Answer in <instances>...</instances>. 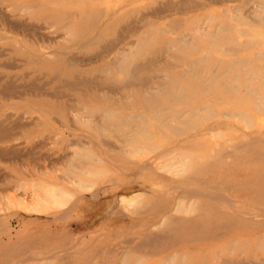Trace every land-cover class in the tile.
<instances>
[{"label": "rangeland", "instance_id": "374dc122", "mask_svg": "<svg viewBox=\"0 0 264 264\" xmlns=\"http://www.w3.org/2000/svg\"><path fill=\"white\" fill-rule=\"evenodd\" d=\"M28 1L35 6L27 8ZM44 1L0 0V100L5 102L0 103V120L7 122L11 133L18 131L10 142H0V241L8 242L5 264H133L136 260L138 264H264V0H135L133 15L103 41L69 50L73 54L69 60L50 57L52 61L40 67L29 50L48 51L57 43H68L62 39L63 27L34 19ZM65 5L76 16L90 18L86 0H65ZM66 19L72 35L85 28L75 16ZM130 38L135 41L134 57L120 60L118 70L107 72L104 80L106 85L112 83L105 92L120 102L118 117L106 116L104 122V114L95 112L77 120L75 111L71 114L69 108L55 105L49 109L62 135L43 136L46 124L36 116L45 108L21 105L18 95L36 92L33 96L48 105L69 99L67 82L44 71L63 76L67 68H96L107 63L108 50L126 45ZM133 64L137 67L130 84L127 70ZM2 93H7L5 99ZM127 115L132 117L122 122ZM78 133L91 134L98 145H90V139ZM150 133L169 141L163 154L161 147L143 146ZM121 136L130 140L122 141ZM173 138L181 151L170 142ZM88 151L99 156L92 161L94 169L79 174L69 185L64 171L74 167L68 164H74L76 156L87 160ZM125 155L152 160L136 173L123 162ZM177 172L179 181H175ZM50 182L62 183L67 193L43 197L40 189L50 187Z\"/></svg>", "mask_w": 264, "mask_h": 264}, {"label": "bare ground", "instance_id": "6f19581e", "mask_svg": "<svg viewBox=\"0 0 264 264\" xmlns=\"http://www.w3.org/2000/svg\"><path fill=\"white\" fill-rule=\"evenodd\" d=\"M83 1V0H82ZM88 3H89V7L87 8V9H89V11H90V18H85V17H83V15H82V13L79 15V16H76L75 14H74V12L72 11V9L70 8V5H65V0H57V1H55V0H45L44 1V3H43V5H42V7H38V12L37 13H35V14H33V17H34V19H36V20H42V21H44L45 23H47V24H50V25H52V24H57L58 26H59V28L60 27H63V29H64V31L66 30V32L62 35V39H67L68 40V43L66 44H64V45H60V44H56V45H53V47L52 48H50V50H48V51H43V50H40V49H38V50H34V49H31V50H29V53H30V56L31 57H33V58H37L38 59V63H39V65H40V67L44 64V63H47V62H51L52 60H51V58L53 57V56H55V55H58V56H63V58L62 59H64V57H67L66 59H68V57L69 56H72L73 54L71 53L70 54V52L71 51H69V50H71V49H73V48H77V46H85V45H88V44H96V43H99V42H101V40L103 41L105 38H106V36H108L110 33H112V32H115L116 31V29H118V24L119 23H121V21L122 20H124V19H127L128 18V20H129V17L130 16H132L133 15V13L136 11V9H137V7L135 6V0H127L124 4H123V2H121L120 0L118 1V0H86ZM182 1V0H181ZM180 1V2H181ZM186 1V0H185ZM190 1V0H189ZM39 2V1H38ZM42 2V1H41ZM165 2H166V0H165ZM169 3V2H168ZM195 3V2H194ZM210 3V2H209ZM35 2H31V1H28V3H27V5H26V7L27 8H30V7H33V6H35ZM180 4H182V3H180ZM197 5V4H196ZM205 5V4H204ZM165 6V5H164ZM199 6V5H198ZM257 6H258V2H257ZM155 7V6H154ZM153 7V8H154ZM158 7V6H157ZM161 7V6H160ZM166 7V6H165ZM13 8V7H12ZM83 8H85V7H83ZM167 8V7H166ZM177 8V7H176ZM86 9V8H85ZM163 9V8H162ZM171 9H172V7H171ZM23 10V9H22ZM84 10V9H83ZM150 10H151V8H150ZM149 10V11H150ZM261 10V9H260ZM148 11V12H149ZM152 11V10H151ZM161 12V11H160ZM164 12V11H163ZM178 12V11H177ZM145 13V12H144ZM149 14V13H148ZM151 14V13H150ZM149 14V15H150ZM145 15V14H144ZM144 15H143V18H145L144 17ZM152 15V14H151ZM73 16H75L76 17V20H77V22H79V23H81V24H84L85 25V28H83V30L82 31H76L73 35L72 34H70L69 33V29H71V22L69 21V20H67L66 18L67 17H73ZM4 17H6V16H4ZM32 17V18H33ZM153 17V16H152ZM7 19V18H6ZM142 19V18H141ZM170 19V18H169ZM175 20V19H174ZM6 21V20H5ZM9 21V20H8ZM141 21V20H140ZM198 21V20H197ZM7 22V21H6ZM12 22V21H11ZM142 22V21H141ZM13 23H14V21H13ZM142 23H145V22H142ZM127 24V23H126ZM130 24L131 23H129V21H128V24L126 25V28L128 29L129 27L131 28V26H130ZM168 24V23H167ZM166 24V25H167ZM11 25V24H10ZM15 25V24H14ZM174 25H176V24H174ZM182 25V24H181ZM33 26H35V25H33ZM49 26V25H48ZM121 26L122 25H120V28H121ZM135 26V25H134ZM137 26H138V24H137ZM141 26H142V24H141ZM140 26V27H141ZM40 27V26H39ZM125 27V26H124ZM133 27V26H132ZM1 28V27H0ZM150 28V27H149ZM27 29H28V27H27ZM138 29V28H137ZM176 29V28H175ZM205 29V28H204ZM6 30V29H5ZM68 30V31H67ZM132 30V29H131ZM196 30V29H195ZM8 31V30H7ZM24 31V30H23ZM123 31V30H122ZM127 32H129V30L127 31ZM132 32V31H131ZM135 32V31H134ZM134 32L133 33H131V34H134ZM35 34V33H34ZM37 34V33H36ZM142 34V33H141ZM117 36V35H116ZM151 36V35H150ZM183 36V35H182ZM188 36V35H187ZM31 37V36H30ZM126 37H128V35L126 36ZM119 38V37H118ZM117 38V39H118ZM150 38V37H149ZM39 39V38H38ZM122 39V38H121ZM108 40V39H107ZM187 40V39H186ZM29 41V40H28ZM109 41V40H108ZM148 41H150L149 39H148ZM35 43V42H34ZM126 43V45H124V46H117V47H110V48H112L111 50H108L107 51V58H108V60H107V63H105V64H100L99 66H97L96 68L95 67H78V68H74V69H71V70H69L68 68L67 69H65V71H64V74H63V76H60L59 74H55V73H50L49 74V72H47V71H44V73H46L47 75H50V76H52L53 78H57V79H60L61 81H63V83L64 82H67L66 84H67V86L70 88V91H69V99L71 98V102H69V99H63L62 101H56V102H50L49 104H52V105H48V104H46V103H44L43 102V100L41 99V98H38V97H36V96H33V95H35V94H37L36 92H34V93H31V94H29L28 96H23V95H18V97H21L22 98V101H20V103L19 104H21V105H27V104H32V105H37L38 107H43V108H45V112H43L42 114H40V115H38V117L36 116V119L39 121V123H40V121H42V122H44L45 124H46V127H47V129H46V134H44L43 136H45L47 139H52L53 137H56V135L59 137L60 135H62V131H60V127H58L56 124H54V121H53V119L55 118V117H53L52 116V111L53 110H50L49 109V107H58V108H60V107H63L64 109H66V108H69L70 109V111H72L71 112V114L75 111V113H73L72 115L73 116H76V119L77 120H81L82 118H84V117H89V116H92V114L93 113H95V112H101V113H103L104 115H103V118H102V121H104V122H106L107 120H106V116H108V118L107 119H110V117L111 116H113L114 118L117 116V114H116V112H118V106H119V104H120V102L118 101V97L116 96H112V95H109V94H107L106 92H105V89H104V87H106V88H108L107 87V85L109 84V85H111L110 83H107V85H106V82H104V80H105V78H106V74H107V72L109 73L110 71H114V70H118V68H117V65L119 64V62H120V60L121 61H123V60H126L127 58H129V59H131L132 60V58L134 57V55H135V50H134V48H133V45H135V41H134V39L132 40L131 38L127 41V42H125ZM137 43V42H136ZM181 43V42H180ZM109 44V43H108ZM108 44H105V46L106 45H108ZM147 44V43H146ZM2 46V45H1ZM40 46V45H39ZM103 46V45H102ZM137 46V45H136ZM18 47V46H17ZM41 47V46H40ZM45 47H49L48 45L47 46H45ZM44 47V48H45ZM108 47V46H107ZM20 48V47H19ZM109 48V47H108ZM2 49V48H1ZM43 49V48H42ZM107 49V48H106ZM137 49H139V48H137ZM223 49V48H222ZM3 50V49H2ZM46 50V49H45ZM100 50H102L101 48H100ZM104 50H105V48H104ZM103 50V51H104ZM76 51V50H75ZM73 52V51H72ZM0 53H1V51H0ZM74 53V52H73ZM96 53V52H95ZM102 53V52H101ZM100 53V54H101ZM75 54V53H74ZM75 56H76V54H75ZM89 56V55H88ZM87 56V57H88ZM104 55H102L101 57H103ZM51 57V58H50ZM90 58H91V56H89ZM70 58H72V57H70ZM69 58V59H70ZM76 57H74L73 58V61H74V59H75ZM77 58H78V56H77ZM97 58V57H96ZM68 59V60H69ZM93 59V58H92ZM123 59V60H122ZM80 60V59H79ZM158 61V60H157ZM7 62V61H6ZM70 62V61H69ZM78 62H80V61H78ZM124 62V61H123ZM145 62V61H144ZM154 62V61H153ZM66 63H67V60H66ZM146 63H147V61H146ZM1 64H2V62H1ZM0 64V65H1ZM7 64V63H6ZM67 64H69V63H67ZM84 64H87V63H85V62H83V65ZM143 64V63H142ZM145 64V63H144ZM36 65V64H35ZM66 65V64H65ZM80 65V64H79ZM82 65V64H81ZM137 65V64H136ZM140 64H138V66H139ZM147 65V64H146ZM11 67V66H10ZM136 67L137 66H135L134 64L133 65H131V68L129 69V70H127V75H128V79H127V81H129L128 83H130L131 84V82H133L134 83V81H131L130 82V79H131V77H133L134 76V73H135V71H136ZM145 67H147V66H145ZM66 68V67H65ZM41 69V68H40ZM97 71V72H94V71ZM124 71V70H123ZM94 73V74H93ZM24 74V73H23ZM25 75V74H24ZM87 75L89 76V78H87ZM3 76V75H2ZM1 76V77H2ZM51 77V78H52ZM114 77V76H113ZM152 77H154V76H152ZM52 78V79H53ZM100 78H102L103 79V81H101L100 80ZM134 79H135V77H133ZM16 80V79H15ZM32 80V79H31ZM34 81V80H33ZM6 82V81H5ZM24 82V81H23ZM124 82H125V79H124ZM123 82V83H124ZM246 82H247V80H246ZM7 84H8V81L6 82ZM10 83V82H9ZM44 83V81L41 83V84H43ZM138 83V82H137ZM136 83V84H137ZM10 84H12V83H10ZM33 84H34V82H33ZM60 84H61V82H60ZM66 84H65V86H66ZM28 85H29V83H28ZM27 85V86H28ZM35 85V84H34ZM128 85V84H127ZM4 86V85H3ZM7 86V85H6ZM11 86V85H10ZM27 86H25V87H27ZM64 86V85H63ZM16 87H18V86H16ZM32 87H34V86H32ZM117 87H118V85H117ZM224 87H226V86H224ZM2 88V87H1ZM9 88V87H8ZM31 87H29V89H30ZM54 88V87H53ZM59 88V87H58ZM109 88H110V86H109ZM4 89V88H3ZM6 89V88H5ZM28 89V88H27ZM36 89H37V87H36ZM57 89V88H56ZM54 90V89H53ZM110 90V89H109ZM6 91V90H5ZM10 91V90H9ZM16 91V90H15ZM39 91H41V90H39ZM44 91V90H43ZM43 91H41V92H43ZM55 91H57V90H55ZM110 91H112V90H110ZM11 92V91H10ZM16 92H18V91H16ZM22 92V91H21ZM20 92V93H21ZM32 92V91H31ZM45 92V91H44ZM61 92V91H60ZM9 95H11L9 92H7ZM6 93V94H7ZM15 93V92H14ZM19 93V94H20ZM57 93V92H56ZM56 93H55V95H56ZM106 93V94H105ZM111 93V92H110ZM3 94V93H2ZM6 94H3V95H5V96H3V97H1V99H5L6 97H7V95ZM54 94V93H53ZM61 94H63L62 92H61ZM12 95H13V91H12ZM63 95H65V94H63ZM67 95V94H66ZM2 96V95H1ZM123 96V95H122ZM12 97V96H11ZM73 99V100H72ZM122 99V98H121ZM150 99V98H149ZM68 100V101H67ZM0 103H5L3 100H0ZM36 103V104H35ZM20 105V106H21ZM56 105V106H55ZM29 106V105H28ZM7 111H9V110H7ZM149 113V112H148ZM210 113V112H209ZM10 114V113H9ZM19 114V113H18ZM80 114V115H79ZM224 114V113H223ZM234 114H235V112H234ZM5 115H8L7 114V112H6V114ZM4 115V117H7V116H5ZM11 115V114H10ZM69 115H70V112H69ZM77 115H79V116H77ZM130 115V114H129ZM19 116V115H18ZM68 116V115H67ZM94 116H96V115H94ZM99 116V115H98ZM101 116V115H100ZM140 116V115H139ZM226 116V115H225ZM20 117V116H19ZM118 117V116H117ZM132 116H125L124 118H122L121 120H122V122H128V120L131 118ZM136 117V116H135ZM186 117V116H185ZM222 118H223V116H221ZM28 118V117H27ZM33 118V117H32ZM32 118H31V120H32ZM74 118V117H73ZM93 118H95V117H93ZM93 118H92V120H93ZM5 119V118H4ZM18 119V118H17ZM35 119V120H36ZM69 119L70 118H68V122H69ZM85 119V118H84ZM98 119V118H97ZM96 119V120H97ZM30 120V121H31ZM59 120V119H58ZM95 120V121H96ZM101 120V119H100ZM29 121V122H30ZM37 121V122H38ZM98 121V120H97ZM151 121V120H150ZM28 122V123H29ZM94 122V121H93ZM99 122V121H98ZM97 122V123H98ZM7 122L6 121H4L3 120V118L0 120V132H1V136H0V142H2V143H8V142H10L12 139H14L15 138V136H16V133H18V131L17 132H12L11 133V131H10V129H9V127H7L5 124H6ZM34 123V122H33ZM58 123V122H57ZM70 123H71V120H70ZM69 123V124H70ZM84 123H85V120H84ZM88 123V122H87ZM95 123V122H94ZM94 123H92V124H94ZM101 123H103V122H101ZM22 124H24V123H21V126H22ZM37 124V123H36ZM60 124H61V121H60ZM125 124V123H124ZM66 125V127H68V125L67 124H65ZM115 125V124H114ZM113 125V126H114ZM154 125H156V124H154ZM18 126H20V125H18ZM86 126V125H85ZM99 126V125H98ZM98 126H97V128H98ZM111 126V125H110ZM109 126V127H110ZM122 126V124L121 123H119V127H121ZM11 127H12V125H11ZM15 127V126H14ZM36 127V126H35ZM13 128V127H12ZM70 128V126L68 127V129ZM111 128V127H110ZM113 128V127H112ZM116 128V127H115ZM114 128V129H115ZM158 128V127H157ZM208 128V127H207ZM99 129V128H98ZM97 129V130H98ZM116 129H118V128H116ZM177 129V128H176ZM73 130H77L76 128H73ZM96 130V131H97ZM102 130V129H101ZM119 130V129H118ZM99 132V131H98ZM98 132H96V133H98ZM144 132H145V130H144ZM175 132H177L176 130H175ZM174 132V133H175ZM214 132V131H213ZM21 133V132H20ZM69 133H71V132H69ZM77 134V133H76ZM79 135L80 134H82L83 136L85 135V137H88L89 139H90V141L88 142L90 145H92V144H96V145H98V143H97V141L94 139V138H92V136H91V134H89V133H78ZM177 134V133H176ZM115 135V134H114ZM114 135H111V136H113V137H115ZM38 136H40V135H38ZM165 136H167V137H172V135H168V133H166V135ZM257 136V135H256ZM45 138V139H46ZM119 138V137H118ZM120 140H122V141H127L128 139L130 140V138H129V136H121L120 138H119ZM71 140V139H70ZM100 140H101V138H100ZM103 140V139H102ZM101 140V141H102ZM119 140V141H120ZM25 141V140H24ZM42 141V140H41ZM81 141H83L82 139H81ZM80 141V142H81ZM106 141V140H105ZM108 141V140H107ZM106 141V142H107ZM113 141V140H112ZM174 141V138L170 141V142H173ZM73 142V141H72ZM79 142V141H78ZM167 142H169L167 139H165V138H163V139H160V138H158L157 137V135L156 134H148V136H147V141L145 142V143H142L143 144V146H144V144L145 145H147V147H149V148H162L160 151H159V153H161V154H163L164 153V151H166V148H167V145H168V143ZM19 143V142H18ZM42 143V142H41ZM53 143H55V142H53ZM57 143V142H56ZM55 143V144H56ZM103 143H104V141H103ZM109 143V142H108ZM175 143V144H174ZM174 143H173V146H174V148H176L177 147V145H178V142H176V141H174ZM51 144H52V142H51ZM50 144V145H51ZM69 144V143H68ZM74 144V143H73ZM114 144V143H113ZM54 145V144H53ZM76 145V144H75ZM84 145V144H83ZM110 146H114V145H112V144H109ZM185 145V144H184ZM12 146H14V144L12 145ZM33 146H35V145H33ZM37 146V145H36ZM63 146V145H62ZM79 147H80V145H78ZM117 145H115V147H116ZM131 146V145H130ZM32 147V146H31ZM40 147V146H39ZM101 147V146H100ZM126 147V146H125ZM128 147V146H127ZM125 148L126 150L128 149V148ZM132 147V146H131ZM133 147H135V146H133ZM27 148V147H26ZM82 148V147H81ZM9 149V148H8ZM15 149V148H14ZM22 149V148H21ZM71 149V148H70ZM133 149V148H132ZM137 149H139L140 150V148H138L137 147ZM136 149V150H137ZM141 149H143V148H141ZM179 150V149H181V148H179V146L176 148V150ZM6 150V149H5ZM5 150H3V151H5ZM47 150V149H46ZM75 150V147H74V149H73V151ZM129 150L131 151V149L129 148ZM139 150H138V152H139ZM13 151V150H12ZM19 151H21V150H19ZM72 151V150H71ZM129 151V152H130ZM179 151H181V150H179ZM1 152V151H0ZM6 152H7V150H6ZM26 152V151H25ZM35 152V151H34ZM44 152V151H43ZM137 152V153H138ZM140 152H141V150H140ZM155 152V151H154ZM9 153V152H8ZM11 153V152H10ZM14 153V152H13ZM54 153V152H53ZM52 153V154H53ZM72 153V152H71ZM75 153H77L78 154V152H74V154ZM82 152H80L79 154H81ZM103 153V151H101V154ZM125 153V152H124ZM142 153H143V150H142ZM144 153H145V155H146V153H148L149 154V151L148 152H146L145 151V149H144ZM151 153V152H150ZM27 154V153H26ZM42 154V153H41ZM44 154H45V152H44ZM104 154V153H103ZM171 154V153H170ZM178 153H176V155H177ZM182 154V153H181ZM5 155V154H4ZM9 155V154H8ZM23 155V154H22ZM49 155V154H48ZM47 155V156H48ZM83 155V154H82ZM127 155V154H126ZM125 155V157L124 158H126L125 160H123V162H125V164H129V166H132V169L137 173L138 171H139V168H141V167H143V166H148V164H149V161L150 160H152V159H150L149 161L147 160V159H144V158H141L142 157V154H141V157H138V156H136L135 157V155H131V156H126ZM136 155H138V154H136ZM145 155H143V157L145 156ZM165 155V154H164ZM3 156V155H2ZM16 155H14V157H15ZM59 156V155H58ZM84 156L85 157H88V159L86 160V159H84V158H82V156H76V158L74 159L73 158V161H74V164H72V163H69L68 165H74V167H71V169H69L68 168V171H64V177H65V179H66V183H68L69 185H70V183L72 182V181H74L75 182V180H76V178L75 177H78L79 176V174H81V173H86L87 174V172H89V171H91L92 169H94V168H92V166H93V163H92V161H93V159L96 157V158H98L99 156H96L95 154H93L92 152H90V151H88V152H86V153H84ZM46 157V156H45ZM61 157V156H60ZM59 157V158H60ZM74 157H75V155H74ZM146 157H148V156H146ZM145 157V158H146ZM158 157H159V155H158ZM5 158V157H4ZM55 158V157H54ZM103 158V157H102ZM151 158V157H150ZM33 159V158H32ZM37 159V158H36ZM41 159V158H40ZM156 159V158H155ZM165 159V158H164ZM171 159V158H170ZM169 159V160H170ZM173 159V158H172ZM172 159H171V161H172ZM2 160V159H1ZM4 160V159H3ZM34 160V159H33ZM48 160V159H47ZM160 160V159H159ZM56 161H58V160H56ZM155 161V160H154ZM49 162H50V159H49ZM49 162H47V163H49ZM35 163H36V161H35ZM34 163V164H35ZM66 164H67V162H65ZM152 163V162H151ZM168 163V162H167ZM50 164V163H49ZM158 164V163H157ZM163 164V163H162ZM56 165V164H55ZM60 165V164H59ZM156 165V164H155ZM160 165V164H159ZM164 165V164H163ZM31 166V165H30ZM61 166V165H60ZM63 166V165H62ZM166 166H167V164H166ZM23 167H25V166H23ZM38 167V166H37ZM47 167V166H46ZM161 167V166H160ZM41 168V167H40ZM164 168V167H163ZM166 168V167H165ZM170 168V167H169ZM169 168H167L168 170H169ZM4 169V168H3ZM34 169V168H33ZM47 169H49V168H47ZM51 169V168H50ZM144 169V168H143ZM166 169V170H167ZM28 170V169H27ZM57 170H60V169H57ZM132 170V171H133ZM0 171H1V169H0ZM29 171V170H28ZM133 171V172H134ZM141 171V170H140ZM183 171V170H182ZM186 170L184 169V171L183 172H185ZM49 172V171H48ZM51 172V171H50ZM60 172H62V171H58V173H60ZM96 172V171H95ZM104 172V171H103ZM4 173V172H3ZM6 173V172H5ZM57 173V172H56ZM166 173H167V171H166ZM171 173V172H170ZM26 174V173H25ZM46 174V173H45ZM92 174V173H91ZM101 174V173H100ZM133 174H135V173H133ZM177 179L175 180V181H179V180H181V178H179V177H181V174H179V172H177ZM7 175V174H6ZM42 175V174H41ZM57 175V174H56ZM61 175V174H60ZM59 174L57 175V176H60ZM63 175V174H62ZM174 175V174H173ZM182 175H185V176H188V175H186L185 173L184 174H182ZM100 176V175H99ZM135 176V175H134ZM10 177V176H9ZM8 177V178H9ZM13 177V176H12ZM11 178V177H10ZM14 178H16V177H13V179ZM60 178H62L61 176H60ZM86 178V177H85ZM152 178V177H151ZM185 178V177H184ZM63 179V178H62ZM61 179V180H62ZM2 180V179H1ZM34 180V179H33ZM32 182V181H31ZM36 182V181H35ZM73 182V183H74ZM76 182H79V180L77 179V181ZM114 182V181H113ZM20 183V182H19ZM72 183V184H73ZM33 183H31V184H29V186L30 185H32ZM50 184L51 185H49L50 187H48V188H44L43 187V189L41 190L40 189V193H42V196H43V194H45V196H47L48 194L49 195H51V197L53 196V197H55V196H57L58 194L60 195V194H62L63 195V193L65 192V193H67L66 192V188H65V186L62 184V183H52V182H50ZM77 184V183H76ZM89 184V183H88ZM19 185V184H18ZM38 185L39 184H37V187H38ZM46 185H48V184H46ZM73 185H75V183L73 184ZM17 186V185H16ZM43 186H45V185H43ZM76 186V185H75ZM74 186V187H75ZM80 186V185H79ZM88 186H90V184L89 185H87V187ZM8 187H11V186H8ZM30 187H32V186H30ZM41 187V186H40ZM69 187H71V186H69ZM78 187V186H77ZM39 188V187H38ZM79 188V190H80V187H78ZM77 188V189H78ZM84 188H86V187H84ZM100 188V187H99ZM102 188V187H101ZM168 188V187H167ZM174 188V187H173ZM179 188H182V187H179ZM187 188V187H186ZM190 188V187H189ZM193 188V187H192ZM202 188H204V187H202ZM6 189V188H5ZM19 189V188H18ZM24 189V188H23ZM37 189V188H36ZM35 189V190H36ZM45 189V190H44ZM87 189V188H86ZM140 189V188H139ZM142 189V188H141ZM183 189V188H182ZM181 189V190H182ZM185 189V188H184ZM183 189V190H184ZM197 189H199V188H197ZM205 189V188H204ZM1 190V189H0ZM7 190V189H6ZM16 191H17V189H15ZM26 190V189H25ZM24 190V191H25ZM76 190V189H75ZM188 190V189H187ZM2 191V190H1ZM4 191V190H3ZM23 191V192H24ZM28 191V190H27ZM30 191H31V188H30ZM34 191V190H33ZM36 191H39V190H36ZM35 191V192H36ZM184 191H186V190H184ZM190 191H191V189H190ZM205 191V190H204ZM203 191V192H204ZM207 191V190H206ZM32 192V191H31ZM77 192V191H76ZM83 192V191H82ZM144 192V191H143ZM179 192V191H178ZM188 192V191H187ZM1 193V192H0ZM3 193H7V192H3ZM12 193V192H11ZM30 193V192H29ZM39 193V192H38ZM80 193V192H79ZM137 193V192H136ZM177 193V192H176ZM200 193V192H199ZM214 193V192H213ZM23 194V193H22ZM47 194V195H46ZM82 194V193H81ZM161 194V193H160ZM188 194V193H187ZM198 194V193H197ZM210 194V193H209ZM14 195V194H13ZM62 195H60V196H62ZM68 195V194H67ZM79 195V194H78ZM89 195V194H88ZM205 195H206V197H207V194L205 193ZM216 195V194H215ZM35 196H36V194H35ZM64 196V195H63ZM218 196H220V195H218ZM28 197H29V195H28ZM33 197H34V194H33ZM44 197V196H43ZM48 197V196H47ZM50 197V198H51ZM116 197V196H115ZM133 198L132 199H134L135 197L134 196H132ZM221 197V196H220ZM224 197V196H223ZM10 198V197H9ZM14 198V197H13ZM22 198V197H21ZM46 198V197H45ZM64 198V197H63ZM67 198V197H66ZM70 198V197H69ZM78 198V197H77ZM23 199V198H22ZM21 199V200H22ZM42 199V198H41ZM74 199H76L75 197H74ZM73 198H72V200H74ZM128 199H130V198H128ZM222 199V198H221ZM4 200V199H3ZM37 200H38V198H37ZM42 200H44V199H42ZM41 200V201H42ZM47 200V199H46ZM50 200V199H49ZM56 200V199H55ZM58 200V199H57ZM56 200V201H57ZM214 200V199H213ZM224 200V199H223ZM45 201V200H44ZM37 202V201H36ZM58 202V203H57ZM57 202H55V203H57V204H59V206L60 205H63V204H61V201H57ZM73 202H76V200H74ZM78 202V201H77ZM124 202H125V200H124ZM126 202H128V201H126ZM225 202V201H224ZM14 203V202H13ZM19 203V202H18ZM17 203V204H18ZM65 203V202H64ZM189 203V202H188ZM226 203H227V201H226ZM5 204H6V202H5ZM9 204V203H8ZM31 205H32V203H30ZM51 204V203H50ZM54 204V203H53ZM68 204V203H67ZM120 204V203H119ZM176 204V203H175ZM14 205V204H13ZM16 205V204H15ZM14 205V206H15ZM21 205V204H20ZM48 205V204H47ZM72 205H74V204H72ZM128 205V204H127ZM130 205V204H129ZM177 205L178 204H176V207H177ZM35 206V205H34ZM40 206V205H39ZM58 206V205H57ZM126 206V205H125ZM44 207V206H43ZM47 207V206H46ZM45 207V208H46ZM72 208H73V206H71ZM120 207V206H119ZM32 208L33 207H31V210H32ZM37 208V207H36ZM39 208V207H38ZM68 209H69V207H67ZM180 208V207H179ZM178 208V209H179ZM17 209V208H16ZM44 209V208H43ZM128 209V208H127ZM171 209V208H170ZM176 208L174 207V210H175ZM258 209V208H257ZM261 209V208H260ZM263 209V208H262ZM35 210V209H34ZM39 210H40V208H39ZM129 210V209H128ZM131 210V209H130ZM182 210V209H181ZM233 210V209H232ZM36 211V210H35ZM116 211V210H115ZM126 211V210H125ZM183 211V210H182ZM185 211V210H184ZM183 211V212H184ZM259 211V210H258ZM129 212V211H128ZM186 212V211H185ZM263 212V211H262ZM38 213V212H37ZM63 213V212H62ZM107 213V212H106ZM241 213H244V212H241ZM254 213V212H253ZM123 214H125V213H123ZM26 215V214H25ZM257 215V214H256ZM260 215V214H259ZM263 215V214H262ZM261 215V216H262ZM66 216V215H65ZM160 216V215H159ZM243 216V215H242ZM252 216V215H251ZM52 217V216H51ZM57 218H58V216H57ZM250 218V217H249ZM263 218V217H262ZM158 221V220H157ZM162 221V220H161ZM101 223V222H100ZM160 224V223H159ZM154 227V226H153ZM1 228H2V226H1ZM145 232V231H144ZM138 234V233H137ZM263 234V233H262ZM144 235V234H143ZM154 237V236H153ZM157 239V238H156ZM141 242H143V241H141ZM140 242V243H141ZM7 244H8V242H6V241H0V264H5V259H6V257H7V255H6V251H5V247L7 246ZM136 245V244H135ZM4 247V248H3ZM131 247V246H130ZM229 248V247H228ZM257 249V248H256ZM120 251V250H119ZM230 251V250H229ZM257 251V250H256ZM56 252V251H55ZM65 252V251H64ZM67 252V251H66ZM72 254V253H71ZM256 254V253H255ZM53 255V254H52ZM52 255H50V256H52ZM238 255V254H237ZM27 256V255H26ZM25 256V257H26ZM49 256V255H48ZM256 256V255H255ZM33 257V256H32ZM47 257V256H46ZM257 257V256H256ZM31 258V257H30ZM35 259H37V258H35ZM122 259V258H121ZM169 259H171V257H169ZM218 259V258H217ZM260 259V258H259ZM31 260H34V259H31ZM172 260V259H171ZM242 260V259H241ZM29 261V260H28ZM138 260H136L135 262H133V264H138V262H137ZM170 261V260H169ZM166 262V261H165ZM171 262V261H170ZM217 262V261H216ZM224 262V261H223ZM20 263V262H19ZM181 263V262H180ZM197 262H193V263H191V264H196ZM225 263V262H224ZM230 263V262H229ZM238 263V262H237ZM251 263V262H250ZM21 264V263H20ZM149 264H151V263H149ZM167 264V263H166ZM170 264V263H169ZM198 264V263H197ZM200 264H208V263H206L205 261H204V263L203 262H201ZM221 264V263H220ZM234 264V263H233ZM260 264V263H259Z\"/></svg>", "mask_w": 264, "mask_h": 264}]
</instances>
